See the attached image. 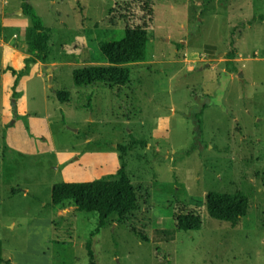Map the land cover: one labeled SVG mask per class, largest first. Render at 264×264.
Masks as SVG:
<instances>
[{"label":"rangeland","instance_id":"obj_1","mask_svg":"<svg viewBox=\"0 0 264 264\" xmlns=\"http://www.w3.org/2000/svg\"><path fill=\"white\" fill-rule=\"evenodd\" d=\"M24 1L49 50L36 60L23 1L0 0V264H89L97 214L52 206L51 189L115 172L139 139L125 156L136 208L92 237L94 264H264V0ZM125 26L148 34L129 82L76 86ZM210 191L245 195L246 215L210 217ZM180 213L200 229L177 230Z\"/></svg>","mask_w":264,"mask_h":264},{"label":"trees","instance_id":"obj_2","mask_svg":"<svg viewBox=\"0 0 264 264\" xmlns=\"http://www.w3.org/2000/svg\"><path fill=\"white\" fill-rule=\"evenodd\" d=\"M22 10L32 24L33 38L29 42L36 60L44 62L49 46V31L44 27L33 8L24 0ZM2 26L0 22V35ZM148 34L144 26H125L121 34L105 39L100 43V51L108 65H92L73 70V82L76 86L104 84L108 86L124 85L129 82V64L146 60ZM230 50L226 53V70L237 72L235 61L236 49L234 41L230 42ZM35 61V60H31ZM14 73V71H12ZM65 93L57 92L64 101ZM145 143L143 140H132L128 146H118L119 166L115 172L101 178L82 182H60L51 189V205L61 206L71 200L78 211L97 214L96 228L90 232V238L85 243L89 264H94V254L91 248L92 237L99 233L111 216H116L117 222H122L132 213L137 204V191L131 182L125 156L134 146ZM205 207L208 215L220 221L235 225L247 213L248 199L241 193H224L210 191L205 196ZM176 229L179 231L198 230L201 218L194 213H180L175 218ZM2 264H14L7 259Z\"/></svg>","mask_w":264,"mask_h":264},{"label":"crops","instance_id":"obj_3","mask_svg":"<svg viewBox=\"0 0 264 264\" xmlns=\"http://www.w3.org/2000/svg\"><path fill=\"white\" fill-rule=\"evenodd\" d=\"M2 33V32H1ZM236 61V60H235Z\"/></svg>","mask_w":264,"mask_h":264}]
</instances>
